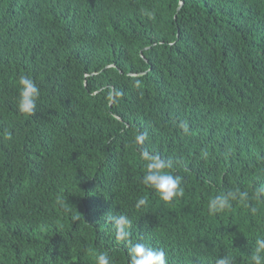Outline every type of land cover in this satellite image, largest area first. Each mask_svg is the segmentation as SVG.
Listing matches in <instances>:
<instances>
[{"label":"trees","instance_id":"16d2710c","mask_svg":"<svg viewBox=\"0 0 264 264\" xmlns=\"http://www.w3.org/2000/svg\"><path fill=\"white\" fill-rule=\"evenodd\" d=\"M25 73L41 90L29 117L16 108ZM145 131L144 147L181 161L183 198L142 184ZM260 184L264 0H0V264H96L105 251L130 264L110 211L168 264H251L264 201L218 216L207 201Z\"/></svg>","mask_w":264,"mask_h":264},{"label":"clouds","instance_id":"9594fccd","mask_svg":"<svg viewBox=\"0 0 264 264\" xmlns=\"http://www.w3.org/2000/svg\"><path fill=\"white\" fill-rule=\"evenodd\" d=\"M18 95L16 97V108L19 114L29 117L35 114L38 102L41 97V90L36 80L31 74H21L16 81ZM178 127L184 132H189L187 121L179 123ZM4 139L12 140L13 134L9 131L3 133ZM148 140V133L138 132L134 135L133 144L137 147L139 158L143 163L142 184L155 192V194L165 203H171L176 199L183 198L185 188L184 178L175 174V168L181 163L172 158H163L161 155L150 151L144 147ZM207 158V153H202ZM250 201H264V184L256 186L254 192L242 191L239 187L230 188L212 196L207 201V211L210 216H218L231 210L234 205L244 208L249 207ZM148 203L146 198H139L135 203V208L140 210ZM70 211V208H66ZM253 213L257 212L252 208ZM74 220L79 219L73 215ZM104 219L112 224L115 240L117 243L127 245V254L130 264H168L166 252L162 248H156L140 241H133L131 238L132 219L122 212H109ZM251 264H264V237L257 236L254 247L249 256ZM96 264H113L109 252H101L96 257ZM215 264H235V260L230 255L219 256L215 259Z\"/></svg>","mask_w":264,"mask_h":264}]
</instances>
